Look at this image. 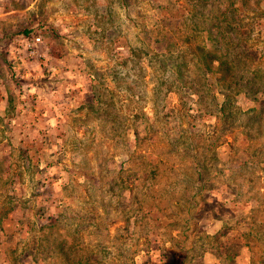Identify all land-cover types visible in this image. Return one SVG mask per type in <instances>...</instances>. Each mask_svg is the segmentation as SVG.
Masks as SVG:
<instances>
[{"label":"rangeland","instance_id":"1","mask_svg":"<svg viewBox=\"0 0 264 264\" xmlns=\"http://www.w3.org/2000/svg\"><path fill=\"white\" fill-rule=\"evenodd\" d=\"M1 94L0 264H264V0H0Z\"/></svg>","mask_w":264,"mask_h":264},{"label":"trees","instance_id":"2","mask_svg":"<svg viewBox=\"0 0 264 264\" xmlns=\"http://www.w3.org/2000/svg\"><path fill=\"white\" fill-rule=\"evenodd\" d=\"M198 2H201L202 4H204V3H206L207 2V0H198ZM185 20V19H184ZM223 20H225V13H223L221 16L220 15H217L214 19H213V23H214V25L215 26H219V27H221V24H222V21ZM211 27H213V25H211ZM208 29H210V27H207V30ZM27 31V30H26ZM25 30L23 31V33H25L26 32ZM31 30H28L27 32L29 33ZM211 62H213V61H211ZM218 64H217V66H219V64H220V62H217ZM207 67H209L208 66V64H205ZM23 114H25V113H23ZM27 127H29V128H27ZM14 129L16 128V129H19L18 131H21V130H23V129H25V131H27L28 129H30V128H32L31 127V124L30 123H28L26 120L25 121H23L22 122V124H20V126H17V127H13ZM25 145H27V144H25ZM3 147V146H2ZM63 264H79V262L78 261H69V260H66Z\"/></svg>","mask_w":264,"mask_h":264},{"label":"crops","instance_id":"3","mask_svg":"<svg viewBox=\"0 0 264 264\" xmlns=\"http://www.w3.org/2000/svg\"><path fill=\"white\" fill-rule=\"evenodd\" d=\"M12 99V97L11 96H9V97H7V96H5L4 97V95L3 94H1L0 95V104H3V103H5L6 101H10ZM6 107H0V115H2L3 114V112H5L6 110ZM1 120V119H0ZM46 123L48 124L49 123V121H46ZM6 125H10L9 123H6L5 124V126Z\"/></svg>","mask_w":264,"mask_h":264},{"label":"built area","instance_id":"4","mask_svg":"<svg viewBox=\"0 0 264 264\" xmlns=\"http://www.w3.org/2000/svg\"><path fill=\"white\" fill-rule=\"evenodd\" d=\"M38 40V39H37Z\"/></svg>","mask_w":264,"mask_h":264}]
</instances>
